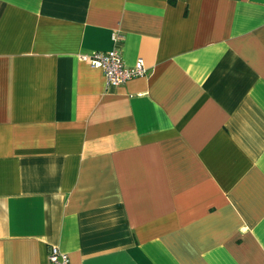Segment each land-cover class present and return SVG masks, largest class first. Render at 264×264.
<instances>
[{"label":"crops","instance_id":"1","mask_svg":"<svg viewBox=\"0 0 264 264\" xmlns=\"http://www.w3.org/2000/svg\"><path fill=\"white\" fill-rule=\"evenodd\" d=\"M52 246L264 264V0H0V264Z\"/></svg>","mask_w":264,"mask_h":264},{"label":"built area","instance_id":"2","mask_svg":"<svg viewBox=\"0 0 264 264\" xmlns=\"http://www.w3.org/2000/svg\"><path fill=\"white\" fill-rule=\"evenodd\" d=\"M113 39H116L114 35ZM92 67L100 68L108 85H118L135 77L144 75L147 71L141 59L132 66H126L116 47L107 51H93L91 53L80 54ZM50 264H71L68 254L56 246H52L48 252Z\"/></svg>","mask_w":264,"mask_h":264}]
</instances>
